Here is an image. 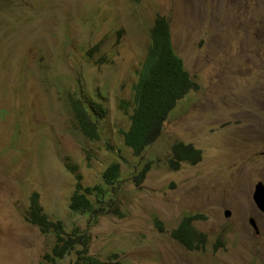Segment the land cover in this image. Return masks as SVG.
<instances>
[{
	"label": "rangeland",
	"instance_id": "1",
	"mask_svg": "<svg viewBox=\"0 0 264 264\" xmlns=\"http://www.w3.org/2000/svg\"><path fill=\"white\" fill-rule=\"evenodd\" d=\"M157 15L199 86L136 154L122 132ZM77 97L105 108L98 139L80 131ZM176 141L201 149V160L170 168ZM113 162L119 211L89 225L69 207L76 172L84 185L101 184ZM259 180L264 0H0V264H41L54 245L26 219L34 191L50 218L87 229L90 253L112 264H264V213L252 198ZM194 213L207 240L190 249L171 231Z\"/></svg>",
	"mask_w": 264,
	"mask_h": 264
},
{
	"label": "trees",
	"instance_id": "2",
	"mask_svg": "<svg viewBox=\"0 0 264 264\" xmlns=\"http://www.w3.org/2000/svg\"><path fill=\"white\" fill-rule=\"evenodd\" d=\"M150 44L146 58L141 64L138 80L134 84V101L130 115V126L123 130L124 141L134 153H142L161 135L164 122L178 101L199 84L186 69L183 58L173 45L170 23L163 15H157L150 28ZM94 47H97L95 45ZM71 109L80 131L91 140L100 137V119L106 112L98 101H83L72 98ZM202 158V150L191 143L176 141L171 147V156L167 159L170 168L179 169L186 161L197 163ZM149 163L135 176L140 183L148 170ZM76 167H73L74 169ZM120 163L113 162L103 173L104 183L84 185L81 174L76 172L77 182L70 197L69 207L74 211L85 212L89 216V225H94L102 214L117 213L119 204L115 196L114 184L118 180ZM204 217L200 213L185 215L171 233L174 238L190 249L206 242V233L197 230L193 221ZM26 219L38 226L44 234L54 236L51 250L45 253L41 264H60L59 259L74 253V264H112L90 253L91 234L79 226L66 230L62 220L52 219L45 212L40 193L30 195V206ZM160 229L162 222L155 218Z\"/></svg>",
	"mask_w": 264,
	"mask_h": 264
},
{
	"label": "water",
	"instance_id": "3",
	"mask_svg": "<svg viewBox=\"0 0 264 264\" xmlns=\"http://www.w3.org/2000/svg\"><path fill=\"white\" fill-rule=\"evenodd\" d=\"M252 198L258 209L264 213V182L263 181L259 180L255 184ZM225 212H226V216L230 215L229 209H227ZM250 224L254 229L258 231V224L254 217L250 218Z\"/></svg>",
	"mask_w": 264,
	"mask_h": 264
}]
</instances>
